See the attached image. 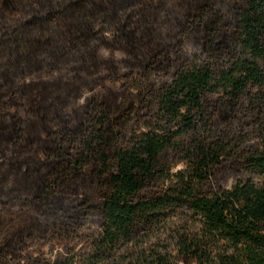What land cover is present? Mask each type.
Instances as JSON below:
<instances>
[{
	"label": "trees",
	"instance_id": "16d2710c",
	"mask_svg": "<svg viewBox=\"0 0 264 264\" xmlns=\"http://www.w3.org/2000/svg\"><path fill=\"white\" fill-rule=\"evenodd\" d=\"M263 61L264 0H0V264H264Z\"/></svg>",
	"mask_w": 264,
	"mask_h": 264
},
{
	"label": "rangeland",
	"instance_id": "374dc122",
	"mask_svg": "<svg viewBox=\"0 0 264 264\" xmlns=\"http://www.w3.org/2000/svg\"><path fill=\"white\" fill-rule=\"evenodd\" d=\"M264 62V61H263ZM59 76L58 72L53 73H45L40 76H33L29 78V80H45V81H53ZM169 78L168 75L161 73L156 76L154 79L158 82H162ZM88 81L92 80V78H88ZM107 86L112 87L114 89H120L121 83H113L111 81L107 82ZM100 92V88H97L95 91H91L90 88H86L84 91V96L78 101L76 108L85 104V102ZM179 168H182L180 166ZM233 176L230 178L225 185L227 187H231L233 183L236 181ZM19 222V220H7L4 226L0 230V240H2ZM178 221H170L163 226H160L156 230L147 233L142 237L139 241L137 247L138 248H166L168 252L173 253V255L178 252V242L177 238V229L179 228ZM98 225L96 222L89 220L86 223V228L82 230L81 233L84 234H97L98 233ZM27 248L33 255H41L45 259L54 261L57 258L61 257L65 254L67 249H74L76 252L85 253L88 248H90V242L84 241L83 239H76L73 241H60L58 239H53L52 237H41L37 236V234L33 235V237L29 238L27 241Z\"/></svg>",
	"mask_w": 264,
	"mask_h": 264
}]
</instances>
